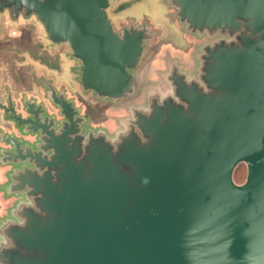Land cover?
<instances>
[{"label": "water", "instance_id": "obj_1", "mask_svg": "<svg viewBox=\"0 0 264 264\" xmlns=\"http://www.w3.org/2000/svg\"><path fill=\"white\" fill-rule=\"evenodd\" d=\"M121 1L0 0V15L35 17L67 46L87 95L48 83L0 100V188L17 198L0 264H264V0H168L182 33L208 42L195 72L170 58L165 84L111 132L93 110L139 93L159 34L149 19L166 11L153 0L116 28Z\"/></svg>", "mask_w": 264, "mask_h": 264}, {"label": "crops", "instance_id": "obj_2", "mask_svg": "<svg viewBox=\"0 0 264 264\" xmlns=\"http://www.w3.org/2000/svg\"><path fill=\"white\" fill-rule=\"evenodd\" d=\"M137 1L139 4L133 5V10L148 6L153 0ZM161 14L156 19L165 21L166 11L163 9ZM79 66L80 63L71 57L67 46L53 45L47 40L42 25L35 17L13 20L8 12L0 15V100L6 91L36 97L44 93V86L48 83L57 90H65L70 97L82 95L85 98L87 95L81 93L78 83ZM98 104L94 101L93 106ZM93 111L92 117L96 120L99 113ZM2 120L0 110V123ZM6 171V168L0 167V186L7 183ZM16 201V197L5 194L0 188V221L9 215V208Z\"/></svg>", "mask_w": 264, "mask_h": 264}, {"label": "rangeland", "instance_id": "obj_3", "mask_svg": "<svg viewBox=\"0 0 264 264\" xmlns=\"http://www.w3.org/2000/svg\"><path fill=\"white\" fill-rule=\"evenodd\" d=\"M125 1V0H123ZM113 2L112 7L109 10V15L112 18L116 28H119L120 23H126L131 15H135L133 11V5L139 4L137 0H132V2ZM159 5H163L166 9V20L157 21L155 19H149L150 23H153L155 29L158 30L157 41L153 44V49L147 55L143 61L141 67L137 72V86L139 88V93L133 98L120 101L117 105L110 106V109L104 113L101 110L100 115L97 116V123L108 131H114L115 120L116 118L126 117L128 113L126 111V105L131 103L135 105H146V86L151 83H159L160 85L165 84L161 80V74L168 71L167 62L169 59H179L181 63H184L187 69L195 72L197 67V60L195 55L199 52V47L208 42L206 38H197L187 36L182 33L181 28L176 22H172L169 18V15H172L174 11L168 6V0H157ZM157 6V4H155ZM158 5V6H159ZM127 6V7H126ZM149 10H152V6L148 7ZM146 13V9L141 11L139 15ZM138 17V16H137ZM146 21L141 18L138 20L139 23ZM164 23L165 25H162ZM162 26V27H160ZM156 31V30H155ZM167 42H173L174 48H177L180 51H175L171 46L166 45ZM180 55V56H178ZM164 82V83H163ZM102 118V119H101ZM247 176V167L245 164H241L237 167L232 178H234L237 184H243Z\"/></svg>", "mask_w": 264, "mask_h": 264}]
</instances>
